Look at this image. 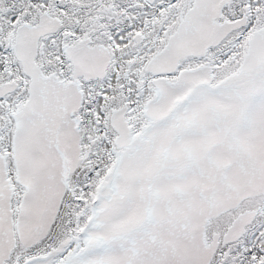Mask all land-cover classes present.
<instances>
[{"label":"snow or ice","instance_id":"obj_1","mask_svg":"<svg viewBox=\"0 0 264 264\" xmlns=\"http://www.w3.org/2000/svg\"><path fill=\"white\" fill-rule=\"evenodd\" d=\"M0 264H264V0H0Z\"/></svg>","mask_w":264,"mask_h":264}]
</instances>
